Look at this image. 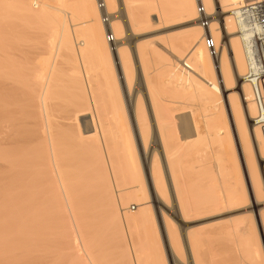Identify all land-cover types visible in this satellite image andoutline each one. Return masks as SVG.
Returning <instances> with one entry per match:
<instances>
[{"label": "bare ground", "instance_id": "bare-ground-1", "mask_svg": "<svg viewBox=\"0 0 264 264\" xmlns=\"http://www.w3.org/2000/svg\"><path fill=\"white\" fill-rule=\"evenodd\" d=\"M252 1L202 0L206 12L213 16L210 31L219 47L214 59L202 41L204 30L196 21L195 0H103L110 14L109 27L102 23L96 0H55L56 6L50 0H0V27L9 20L12 23L16 16L28 25L43 24L47 33L41 58L29 75H25L11 43H0V264H17L20 258L23 262L19 264H42L48 256L53 259L50 263L55 264L59 248L71 255L77 252L74 260L81 258L85 264H99L107 251H103L100 259L97 251L101 248L97 251L95 248L100 242L104 245L105 240L111 247L119 242L120 251L118 256L115 254L119 258L115 260L120 259L122 264L163 263H159L152 243L156 234L155 239L152 235L158 231L153 230L156 228L153 206L147 202L148 197L142 196L147 194L146 184L154 209L163 220L165 234L162 233L169 245L166 251L174 264H184L174 252V241L180 238L176 223L186 224L189 217L222 204L208 162L211 152L219 156L217 168L226 195L224 204L239 205V210H249L250 217L257 211L264 230V135L253 123L256 106L251 88L244 80L245 47L233 16L238 6ZM118 7L119 18L115 16ZM69 15L73 22L82 20L79 25L83 29L74 32L71 28L76 25L66 20ZM182 19L192 25L181 31V38L172 39L174 34L169 35L168 40H172L168 41V47L161 46L159 40L160 48L151 44L154 40L135 45L139 67L134 71L127 42L154 25ZM108 31L114 36L113 44L106 42ZM77 39L81 41L75 42ZM151 56L157 60L151 63L153 71L148 73ZM110 60L119 65L131 105L128 112L115 104L120 99L118 91H112L116 80L113 84L105 70L111 69L107 67ZM59 66L68 67L75 86L66 90L70 96L65 91V95L56 91ZM134 78L148 97L149 109L144 107L143 95L134 97ZM114 96L118 98L114 100ZM128 114L131 120L133 114L135 132ZM175 118L178 131L174 129ZM234 140L245 164L244 176L236 160ZM187 155L200 159L202 165L194 161L196 166L201 165L195 170L203 168L204 176L210 175L211 184L199 203L193 202L187 185L184 186ZM131 200L135 201L134 212L128 209ZM18 204L22 206L17 207H23L22 223L17 220L15 224L12 219L8 225L6 220L11 213L8 207ZM53 216L58 218L54 223H59L55 231L61 232L57 250L54 245L57 236L53 234L54 239L45 236H49L47 230L56 226L51 227L49 219ZM97 217L102 219L99 229L105 235L99 244ZM11 223L17 228L12 229ZM18 224H22L19 229ZM242 226L234 228L240 236L237 248L241 258L235 263L246 264L250 260L264 264L259 242L251 240L250 232L256 225L251 229V225ZM12 230L17 232L13 237ZM228 232L230 235H223L232 240V229ZM186 234L189 247L194 245L189 250L195 258L201 245L200 235ZM12 238L17 239L14 242L18 245L11 242ZM49 240H53L54 248L49 246ZM7 246L14 249L10 252ZM193 257L191 264H203L198 256Z\"/></svg>", "mask_w": 264, "mask_h": 264}, {"label": "rangeland", "instance_id": "rangeland-1", "mask_svg": "<svg viewBox=\"0 0 264 264\" xmlns=\"http://www.w3.org/2000/svg\"><path fill=\"white\" fill-rule=\"evenodd\" d=\"M50 4H52V5H55L56 4L57 5V3L55 2V0L54 1L50 0ZM118 9H119V7L116 8V14H115V16H117L119 18V12L120 11ZM54 13H55V11H54ZM55 14H59V13H55ZM59 15L61 17H63V14H59ZM214 18H215V16H214ZM66 20L70 21L71 20V15L66 16ZM215 20L217 21L216 18H215ZM10 21L11 20L7 21V24H3V26L0 27V43H11L12 49H14L17 52V54H18V62L22 66L25 75H29L31 73V71H33L36 68L37 63L39 62V60L41 58L42 50H43L44 44L46 43L45 39L47 40V37H46L47 36V33L44 31V29L46 27L43 24H40V25L30 24V25H28V23H26V22H21L22 20H19L18 18H16V16L12 19V21H13L12 23ZM176 21L177 20H175V22L172 21V23L171 22L169 23V21H168V23H166V25L165 24L164 25L161 24L162 26L159 25V24H158L159 26L158 25H154L151 28L145 30V32L143 31L142 34L138 35L132 41H128L127 42V45L129 47L128 48L129 49L128 50V53H129L128 57L130 58V62L132 63V66H134L133 67L134 68V71H136L137 70L136 68L139 67V63H137L138 60L136 58L137 55H136L135 50H134L135 45H137L139 43H143V42L144 43H147V41H149V40H150L149 41V43H150V42H152L151 40H154L151 44L154 45L156 43L157 45L156 44H155L156 46L154 45L156 48H160L161 43H162L161 46H163V44H165L164 46L165 47H168V44H169L168 41L169 40H172L175 37L176 38H181L183 36L182 35L183 32H181V31H184V29H187L190 25H192L191 23H187V20L186 19L178 20L177 22ZM81 22H83V21L82 20H77V21H74L73 22L71 20L72 25H74V24L76 25V27H73L71 29H73L74 32H75V29H77V30H78V28H79V30L80 29H83L82 26L79 25V24H81ZM83 27H84V25H83ZM172 34H174L175 36L174 35L171 36ZM168 37H170L172 39H169L168 40ZM162 38H164V39L161 41ZM157 40H159L160 45L157 42ZM77 41L80 42L81 39L75 40V42H77ZM158 50H161V49H158ZM163 53L164 52H162V56L163 57H167V55L166 54H163ZM155 57H153L154 60H153L152 56H151V58L149 57V59H148V66H147V72L148 73H151L153 71V64L154 63L153 64H151V63L153 61H156L157 60V58H155ZM150 59H152V60H150ZM106 64L104 65V69L106 67ZM109 66H111V69L112 70L110 69ZM59 67H61V66H59ZM59 67H58V69H59ZM107 67H109V68H106L105 69L106 72L108 71L107 73L109 75V76H107V78L109 77L108 79L111 80L112 82H113V80L114 81L116 80V85H115L114 89L112 88V91H114V90L116 92L118 91V94H119V97H120V99H118V100H120V102L118 100H116L115 101L116 102L115 104H116V106L119 107V109L122 108L124 110V112L125 111L128 112L129 106L131 107V105H129L128 94H127V91L125 89V86L123 88V80L121 81V77L122 76H121V73H120L119 65L117 66V63L113 60V61H111V63L109 62V65ZM149 67H150L151 70L149 69ZM110 72H111V75L109 74ZM58 73H57L58 76L56 74V76H57L56 77V83L59 86L57 88L58 90L56 89V91H59L60 93H62L64 95H65V93L63 91H65L66 92V95H69L70 96V93L69 92L67 93V91L73 89L75 86L71 82V78H70L69 73H68V67L67 66L61 67L59 69V72ZM113 84H114V82H113ZM132 86H133L132 87V92L135 95L134 97H136L138 94L140 96L143 95V96H141L142 97L141 99H142V102L144 104V107L146 109H149L150 103H149L148 97L145 94V92L143 91V89L141 87H139V83H138L137 78H134L133 83H132ZM111 87H112V84H111ZM115 97L116 96L113 97L114 100L116 98H118V97H116V98ZM173 106L175 108L177 107L176 104H174ZM188 109L189 108H187L186 110H188ZM189 110L191 111V108ZM189 110H188V112H189ZM90 111H92V113H93V110L90 109ZM130 111H132V113H133V107H132V109L130 108ZM177 114L178 113H174V115H176V116H177ZM128 116H129V114H128ZM129 119H130V125L133 126L135 124L134 123V120H133V114H132V120H131V116H129ZM131 122H132V124H131ZM173 123L175 125L174 126V129L178 131L179 130L178 120L176 118L174 119ZM132 131H133V127H132ZM134 132H135V125H134ZM231 141H232V137H231ZM234 143H235L234 146L236 147V150H237V146L239 148V145H238L237 142H235V140H234ZM238 152L239 151L237 150V154L238 155L236 154V156H237L236 157L237 158L236 160L238 162V165L240 166L239 169L243 173V176H244V175H246L245 164H244V161H243V157L241 156V153L239 155ZM193 157L190 156V155H187V157L185 158V168H186V170L184 169V173L187 172V175L186 174L185 175L187 176L188 179L185 177V175H183V178L185 177V179H186V183H184V186H185V184L187 185V187L186 186L185 187L188 188L189 196L193 200V202L199 203V202H201L203 200V196L206 193L207 188L211 184L210 181H209L210 179L208 178L210 175L206 173L208 176L207 175L204 176L205 175V170H202L203 168L202 169L200 168L199 171L195 170V168L198 169L197 166H201L202 163L198 161L200 159L197 160V156L194 157V158ZM218 157L219 156H218L217 153L211 152L210 155H209V157H208L209 161H208V159H206V160L210 164L209 166L211 167V171H213L212 172L213 173L212 176L216 178L217 193H219V196H220V198L222 200V204L219 205V206H216V207L215 206H212V207H210V208L202 211L201 213H198L195 216L189 217L188 218L189 221L186 224H183L182 225V224L176 223V226H175V228L177 229L176 231H178V235L180 236V238H178L179 240L177 239V241H174V243L176 242L175 243V247H174L175 248L174 252H175V254L179 255L180 258L177 256L179 260L180 259H181V261L184 260L183 261V263L185 262L184 264H191V262L193 260L191 258L195 255L192 250H189L194 245L191 246V247H189L190 244L186 240L187 239V234L186 233H188V232L189 233L190 232L191 233H197V234L199 233V235H200L201 245L202 246L200 245L199 247H197L198 255H196L195 258L198 256L197 259H199V261H202L203 264H209V263L210 264H236V263H238V261L241 259V258H238V257H240L239 256L240 255V253H239L240 251L237 248V240L239 239L240 236H239V233H237V234L235 233L234 228L236 226L243 228L242 225H244V224L247 227H248V225H249V227L251 225L250 229L253 227V224L256 225V226L253 227V231L254 232L251 230L252 232H250V234L252 233L251 234L252 237H251V235H250V237H251V240L252 239H255V241L252 240L253 243L254 242H255V244L257 242L260 243V244L259 243H257V244L260 245V248L262 250V255H264V230L261 229L260 219H259V216H258L257 211H254L253 212V215L254 216L252 215L253 217H250L251 215H249V213H248L249 210L248 211L247 210H241V209L239 210L238 209V208H240L239 205H232V207H231L229 205L224 204V200H225V196L226 195H225L224 190H223L224 189V186H223V183L221 181V176L219 174V169L217 168ZM138 160H139V163L141 164V156H140V154H138ZM195 160L197 162H199L201 165L198 164L196 166L197 162L195 164L194 163ZM207 161H205V162H207ZM200 171H204V172H200ZM244 179H245V177H244ZM246 182H247V176H246L245 184H246ZM146 189H147L146 190L147 191L146 192L147 193L146 196H145V194L142 195V196H144L145 198L148 197L146 199L147 202H149V203L151 202L150 203V206L151 207L153 206L152 207V210L154 211V216H155V222L154 223H156L155 224V227L156 228L155 229L153 228V230L154 231H158V232H155L154 233L153 230H150L152 233H154V235H152V234H150V235H152L153 238L155 239L154 236L156 234V239L155 240H158L159 242L157 241L156 244H155V240H154V242H153L152 239H150V240H152V243H154L153 246H155L156 249L159 248V247H161L159 250L158 249L157 250L155 249V251L158 253L157 256H158L159 263H160V261L161 262L163 261V263H161V264H174V261H173L172 257H170L171 255H169L167 253L166 248H165V247H167L168 242H167V238L164 235L165 234L164 233L165 231L163 230V220H162V217H161V215H159L160 213L158 212V214H157V212L154 209L155 208V203L152 201V198H151V196L149 194V187L147 186V184H146ZM144 202H146V201H144ZM134 203H135L134 200L129 201V204H128L129 205L128 206L129 208L128 209L129 210L131 209L130 210L131 212H134V210H135V209L132 210V207L133 208L135 207V204ZM19 205H21V204L16 205V207L14 205L15 208L13 207V205H12L13 208L12 207L11 208L8 207V210L11 209L10 210V212H11L10 214L8 213L9 211L7 212L8 215L10 216L8 219H7V216L5 215V217L7 219L6 221L9 220L8 223H7L8 225L11 222L12 219L14 220V221L12 220L13 223L16 221L15 224L18 223L17 220H19L20 222L22 221L21 219L23 218L22 217V212H23L22 209H23V207H20L21 208L20 209L19 207H17ZM54 206L56 207L57 205L55 204ZM54 206L51 205L50 207H54ZM56 209H57V207H56ZM56 209L55 208L53 209V212L55 213V215L57 213V212H55ZM51 210H52V208L49 209V211H51ZM243 215H244V218L245 219L243 218ZM100 216H102V215L99 214L98 217L100 218ZM55 217L56 216H53L54 220L51 217L49 219V220H51V222L49 221L51 223V227H52V225L53 226L56 225L54 228L52 227L54 230H50V231H54L55 233L52 232V234H50L51 232L49 230H47V232L49 233V236H48V234L45 235L48 238H50V236H51L53 239L57 236L54 239V242L59 241L58 240V237H60V235H58V234L61 233V232H58L57 233L58 230L55 231L56 227L59 228V226H58L59 223H58V225L54 223V221L56 222L57 219H58L57 217L56 218ZM98 217H97V219H99ZM97 219H96L97 229H95V230L98 231V236L99 237L97 236V241H98V244H99L100 241H103L104 240L105 235H103L104 234V231L103 230L100 231L101 229H99L100 226H101V224H102L101 223L102 222V219L101 220L100 219L97 220ZM2 221H5V218ZM52 222H53V224H52ZM50 223H48L49 229H50ZM15 224H12L11 223V225H13L12 226V229H14V226L17 228V226ZM19 226H22V224L21 225L18 224V229H19ZM8 227H11V226H8ZM161 227H162V229H161ZM9 229H11V228H9ZM151 229H152V227H151ZM231 229H232V240L231 239L229 240V237H227L228 235H230V233L228 232V230H231ZM10 232L12 234L11 235L12 237H13V234L14 233H17L16 231L14 232V230H12ZM10 232L8 234H10ZM45 232H46V230H45ZM99 232L101 233L100 235H99ZM227 233H228V235H227ZM53 234L55 235V237H53L54 236ZM223 234L227 235L226 237L228 239ZM16 237H17V235H16ZM52 238H50V239H52ZM20 239L21 238H19L18 241H20ZM225 239H226V241H224ZM15 240H17V239L15 238L11 242H14ZM45 240H47V239H45ZM52 241L53 240H49V242H50L49 246L52 245V243H51ZM107 241L108 240H105L104 241V245H103V242H100L102 244H100L99 247L97 246V248H95L96 251L99 250L100 248H101V250H102V248L104 249V250H102V252H101V250L97 251V254L100 253V256H99L100 259L102 258L101 256H102L103 251L106 250L107 253L106 252H104V253L107 254V255H105L103 253L104 254V258H102V260H99L98 259L99 257L96 254L97 256H96V259L95 260H96V262H97V260H99L98 261L99 264H117L120 259L117 260L118 262L115 259L116 258H119L117 256H118V252L120 251V247H119L120 244H118L119 243L118 241H116V242L114 241L116 243V245L114 243H112V245L114 244L113 245L114 247L113 246L111 247L110 246L111 244L110 243L108 244ZM230 241H232V242H230ZM20 242H23V241H20ZM106 242H107L108 246L106 245ZM112 242H113V240H112ZM190 242H191V240H190ZM14 243H13V245H14ZM192 243H193V241H192ZM11 244H8V246L10 245V247H13V245H11ZM56 244H57V242L54 245H56ZM157 244H158V246L159 245L160 246L157 247ZM16 245H18V244H16ZM54 245H52L53 246L52 248L55 247ZM8 246H7V248H9ZM116 246H118L119 248L117 249ZM14 247H16V246L14 245ZM17 247H19V246H17ZM57 248H58V246L56 245V250H57ZM113 248H114V250L117 249L116 251H113L114 255L111 252V250ZM12 249H14V248H11V249L9 248V251L11 252ZM192 249H194V247ZM15 251H13V253ZM63 251H64V254L62 255ZM63 251L62 250L60 251V248H59V250H57L55 252V255H57V258H58V259L55 260V261H57V263H55V264H78V263L79 264H85L83 262V260H81V258L80 259L76 258V260H74L75 259L74 256H75V254L77 255V252H75V254L73 253L74 255H71L72 253L70 254L69 251L68 252L66 250H63ZM65 251L67 253H69V255L67 253L65 254ZM16 252H18V251H16ZM19 253H21V252L20 251L18 252V256L19 257H21V256L23 257V255L21 254V256H20ZM109 254H110V256L112 254V256L111 257H108ZM115 254H117V256ZM191 254H194V255H191ZM61 255H62V257H61ZM70 255H71V257L68 259V257ZM11 256H15L16 257L17 255L16 254L15 255L12 254ZM80 256H82V253L81 252H80ZM60 257H61V259H60ZM21 259L22 258H20V260ZM64 259L67 260V261H65ZM20 260H18V261L19 262H23L22 261L23 259L21 261ZM52 260L53 259L48 256V259L47 260H44V259L42 260V264H46V263L51 264L50 262ZM205 260H207V263H206ZM235 261H236V263H235ZM19 262L17 264H19ZM120 262H122V261H120ZM53 263L54 262H52V264ZM198 263H200V262H198ZM252 263H253L252 261H250V260L247 261L246 260V264H252ZM257 263L258 262L254 261L253 264H257ZM120 264H122V263H120Z\"/></svg>", "mask_w": 264, "mask_h": 264}, {"label": "built area", "instance_id": "built-area-1", "mask_svg": "<svg viewBox=\"0 0 264 264\" xmlns=\"http://www.w3.org/2000/svg\"><path fill=\"white\" fill-rule=\"evenodd\" d=\"M97 8L101 13L102 23L109 27V16L103 0H96ZM197 6L196 21L204 30L202 37L205 48L214 59L218 55V45L210 31V22L213 16L208 14L202 0H195ZM234 18L239 26V34L244 43L247 59L245 82L250 86L253 101L256 106L254 125L264 135V0H254L238 6L234 11ZM106 42L113 44L114 36L106 32ZM132 210L134 208L132 207Z\"/></svg>", "mask_w": 264, "mask_h": 264}]
</instances>
